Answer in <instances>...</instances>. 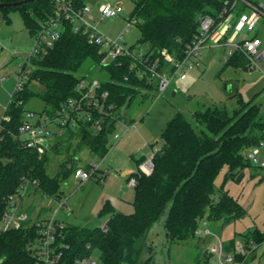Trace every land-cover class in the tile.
<instances>
[{
	"label": "trees",
	"instance_id": "1",
	"mask_svg": "<svg viewBox=\"0 0 264 264\" xmlns=\"http://www.w3.org/2000/svg\"><path fill=\"white\" fill-rule=\"evenodd\" d=\"M22 1L21 4L12 3ZM76 7H82L88 0H70ZM4 19L10 22V12L19 9L25 25L32 35L40 23L55 12L54 0H0ZM224 0H134L130 17L136 18L140 29L138 43L147 44L154 58L165 65L166 55L184 57L186 46L199 31L200 18L212 15L221 21L220 12ZM247 6L239 2L238 14ZM216 24V25H217ZM121 64H102L100 46L88 41L87 36L75 32L69 24L60 38L46 54L32 59L30 76L24 87L14 93L4 111L10 116L5 121L3 137L0 138V219L5 209V198L18 186L23 175H32L40 181L43 195L62 197V182L69 178L76 166L71 163L74 152L87 147L94 156L104 158L109 152V142L116 130V120L107 117L101 131L95 133L88 124L77 130L69 129L51 145L58 153L59 147L73 150L67 160L59 164L55 174L46 169L49 148L40 154L24 147L15 136L25 112L32 108L27 103L33 98L43 101L39 112L53 113L75 93V86L84 67L99 65L105 73L101 76L102 89L109 91V102L119 111L133 103L141 91L155 87L146 78H139L131 70L130 58H122ZM234 67L248 68L246 56L237 50L225 63ZM35 86V88L33 87ZM37 86V87H36ZM149 97L148 92L143 95ZM245 101L238 94L240 108L230 112L226 105H215L206 110H197L194 117L204 128H198L182 111H177L166 123L161 133L162 145L155 150L153 171L146 174L132 171L128 177H135L134 211H117L110 202L104 203L101 215H108L107 230L101 226L93 228L66 224V242L58 264H72L76 258L100 251L103 264H153L152 246L147 237L162 217L166 237L170 242L198 238L205 247L200 264H211V253L206 240L196 230L203 219L231 222L243 217L245 207L224 189L228 177H236L252 165L244 149L257 144L264 134V112L259 104ZM34 110V109H32ZM122 116H120L121 118ZM76 146V147H74ZM142 155L137 165L146 160ZM69 163L71 165L69 166ZM227 167L225 180L217 188V178ZM264 170V168H262ZM221 194L214 198L216 190ZM38 236L34 226L9 229L0 234V242L6 255V264H33L29 252L31 242ZM246 242H262L264 234L258 229L245 235ZM204 241V242H203ZM225 250L235 249V239L224 243ZM244 259L242 255H237Z\"/></svg>",
	"mask_w": 264,
	"mask_h": 264
},
{
	"label": "rangeland",
	"instance_id": "2",
	"mask_svg": "<svg viewBox=\"0 0 264 264\" xmlns=\"http://www.w3.org/2000/svg\"><path fill=\"white\" fill-rule=\"evenodd\" d=\"M107 2L121 3L124 12L119 16L101 20L99 8ZM88 4L92 6L91 12L95 16V20H90V23L96 26L98 31L111 38L123 36L128 45H139L140 29L135 24L130 25L128 21L134 0H88ZM10 18V22L4 19L3 11L0 9V76L7 77L6 80L0 81V118L16 88L17 65L35 44V39L27 29L21 11L13 9ZM262 30L261 35L264 34V28ZM140 47L148 50L147 44L140 43ZM223 54L224 51L220 48L201 49L199 57L203 61L199 66L185 67L187 74L185 79H173L163 94H160L155 84L153 90L141 91V95L131 105L122 107L120 113L129 117L127 119L136 121L137 126L124 134L118 142L114 141L104 158L94 156L87 147L76 151V154L74 152L72 164L85 166L92 161L100 162L101 170L83 184L72 176L61 180L62 197H68V206L72 211L69 212L67 206L57 210L56 199L50 196L43 197L41 193H30L25 198V206L30 213L34 216L35 212L43 207L42 214L46 217L55 213V217L65 223L89 228L101 226L108 218V215L100 214V209L106 202H110L116 210L123 213L134 211L135 190L134 186L129 184L128 177L137 167V158L143 154L149 158L154 150L161 147L162 130L177 111L184 112L199 129L204 126L196 121L195 111H203L215 105H226L228 110L233 112L240 108L238 94H241L245 101L254 99V103L259 104L264 112V62H260L263 70L236 68L225 65ZM165 62L162 67L169 70L167 57ZM32 67L34 66L31 65ZM81 73L100 78L105 75L99 65L89 66V64ZM173 90L177 93L173 94ZM144 92H148L149 97L147 94L143 95ZM27 105L36 111L44 106L43 101L38 98L31 99ZM110 141L113 142L112 138ZM66 146L59 147L60 153L49 148L46 169L50 174H55L59 164L73 153L72 149L67 151ZM251 163V166L244 168L236 177H228L224 185V189L245 207V215L231 222L207 219L211 230L220 233L225 242L235 239L236 243L245 244V235L256 229L264 234V170L262 169L264 167L252 161ZM105 170H107V178L102 180L99 177ZM226 171L227 167L218 176L217 188L225 180ZM220 194V190L217 189L214 198L218 199ZM164 220L165 217H162L156 222L147 237L148 245L153 248V264H200L205 257V247L202 242L198 238L173 243L168 241ZM211 241V239L206 241V245ZM256 245L255 257L249 259L246 264H264V243L258 245L255 241L252 246L256 247ZM84 257H91L95 260L94 264H103L99 250Z\"/></svg>",
	"mask_w": 264,
	"mask_h": 264
},
{
	"label": "built area",
	"instance_id": "3",
	"mask_svg": "<svg viewBox=\"0 0 264 264\" xmlns=\"http://www.w3.org/2000/svg\"><path fill=\"white\" fill-rule=\"evenodd\" d=\"M54 2L55 12L41 21L39 30L33 35L35 44L17 65L18 80L10 100L14 93L21 90L25 82L28 81L32 59L41 54H46L60 38L67 24L75 32L86 35L90 43L100 46L102 64L112 62L121 64L122 58H130L132 60L131 70L139 78H146L154 87L156 84L160 94L167 90L173 79H185L187 77L185 67L192 68L200 65L201 49L209 44L215 31H218L220 25L227 21L230 16H234V22H231L232 24L229 26L232 28V35L225 41L226 44H229V49L224 56V61L227 62L239 50L246 56L250 68L263 70L260 62H264V38L257 33V29L264 18V0H224V8L219 14L221 21L218 24L217 19L212 15L202 16L199 31L192 42L186 46L184 57L177 58L170 54L166 56L170 65L169 70L162 67L159 58L153 57V52L143 49L140 44L128 45L123 36L111 38L98 31L96 26L90 23V20H95V16L91 12L92 6L88 3L82 7H76L70 0H54ZM239 2L245 3L249 11L238 14L236 6ZM99 11L100 19L103 20L121 15L124 8L119 2H107L100 6ZM128 21L130 25L137 23V19L132 17H129ZM226 32L227 30L220 35L216 41L217 44L222 42ZM6 79V76H0V81ZM109 94L108 90L102 89L100 77L84 74L75 86L74 95L64 101L55 112L50 114L32 109L27 110L15 136L24 147L36 150L41 156L67 130H77L88 124L92 131L97 133L103 129L105 119L110 117L116 120L117 126L111 136L113 142H109L111 148L114 141L115 143L118 142L129 130L136 128L137 123L132 119H127L129 117L115 109V104L109 102ZM120 116L122 117L120 118ZM9 120L10 116L5 113L0 118V138L3 137L4 122ZM154 152L155 150L149 158L137 165L135 170L150 174L154 166ZM244 154L253 163L264 167V134L257 144L245 148ZM100 170V162L92 161L85 166L77 165L71 176L83 184L97 175ZM99 178L102 180L107 178V170L103 171ZM129 184L135 186V177L129 178ZM30 193L42 194L40 181L31 175H23L16 189L6 197L5 209L0 219V234L9 229L34 226L38 236L36 240L31 242L30 247L34 258L33 264H58L63 249L69 247L66 242L59 244L60 239L64 237L67 223L56 218L55 213L52 216H44L42 214L43 207L33 216L25 206V198ZM42 196H50L52 199H56L57 210L67 206L69 212L72 211V208L68 206V198L43 194ZM101 227L107 230V220L103 222ZM196 233L201 237L212 236V241L207 245V250L211 253V264H244L254 243L251 239L248 242L245 241V244L237 243L233 251L225 250L221 238L211 230L207 219L201 221ZM237 255H242L244 259H239ZM6 259L0 242V264H6ZM94 263L95 260L91 257H78L72 264Z\"/></svg>",
	"mask_w": 264,
	"mask_h": 264
},
{
	"label": "crops",
	"instance_id": "4",
	"mask_svg": "<svg viewBox=\"0 0 264 264\" xmlns=\"http://www.w3.org/2000/svg\"><path fill=\"white\" fill-rule=\"evenodd\" d=\"M245 11H249V9H246ZM231 22H234V16H230L229 18H228V20L227 21H225L222 25H220V27H219V30L218 31H215V34H214V36H213V38L210 40V42H209V44L205 47V48H209V49H215V48H220V49H222L223 51H224V54H223V57L225 56V54L227 53V51H228V49H229V44H226L227 42H225L226 40H227V38L229 37L230 38V36L232 35V28L231 27H229L232 23ZM229 27V28H228ZM264 28V18H263V20L261 21V23H260V25H259V27H258V29H257V33L260 35V36H262L263 38H264V34H262L261 35V33L260 32H263V29ZM227 30V32L225 33V35H224V37H223V39L221 40L222 42L219 44H217V39L220 37V35H222L225 31ZM241 52V51H240ZM242 53V52H241ZM200 61L202 62L203 60H202V58H200ZM224 63H226L225 61H224ZM201 64V63H200ZM237 68V67H236ZM248 68H250V66H249V64H248ZM247 68V69H248ZM251 69H253V68H251ZM174 91V90H173ZM175 92L177 93V91L175 90ZM175 93V94H176ZM144 155V154H143ZM142 156V155H141ZM68 198V197H67ZM117 211H119V210H117ZM217 233V232H216ZM218 235H219V237L221 238V240H222V242H223V244L224 243H226V244H229V242H225L223 239H222V236L220 235V233H217ZM209 239H211L212 240V237H208L207 239H205L207 242L209 241ZM255 243V242H254ZM258 245L259 244H262V243H264V240L262 241V242H256ZM236 242H235V246H236ZM208 245V244H207ZM252 249V251H251V253L246 257V259H245V263L244 264H246L247 262H248V260L249 259H251L252 257H255V255H256V250H257V245H256V247H252L251 248Z\"/></svg>",
	"mask_w": 264,
	"mask_h": 264
},
{
	"label": "water",
	"instance_id": "5",
	"mask_svg": "<svg viewBox=\"0 0 264 264\" xmlns=\"http://www.w3.org/2000/svg\"><path fill=\"white\" fill-rule=\"evenodd\" d=\"M21 3H22V1H18V2L12 3V5H15V4H21ZM0 5H4V4H0ZM175 93H176V92H175V90H174V91H173V94H175ZM29 252L31 253L32 250L30 249Z\"/></svg>",
	"mask_w": 264,
	"mask_h": 264
}]
</instances>
